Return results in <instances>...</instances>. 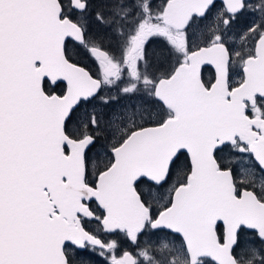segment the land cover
I'll return each instance as SVG.
<instances>
[{"label": "snow or ice", "instance_id": "6c2138e0", "mask_svg": "<svg viewBox=\"0 0 264 264\" xmlns=\"http://www.w3.org/2000/svg\"><path fill=\"white\" fill-rule=\"evenodd\" d=\"M92 255L264 264V0H0V264Z\"/></svg>", "mask_w": 264, "mask_h": 264}, {"label": "flooded vegetation", "instance_id": "af4514ba", "mask_svg": "<svg viewBox=\"0 0 264 264\" xmlns=\"http://www.w3.org/2000/svg\"><path fill=\"white\" fill-rule=\"evenodd\" d=\"M155 50V46L152 45L149 47V52H153ZM242 76V72H240V70H237V73L234 74L233 76V83H237L239 81V79ZM202 78L204 80V82H208L209 80L212 79V72L209 66H203L202 68ZM129 250H133L130 246H129ZM92 260H93V264H106V261L104 260V257H101L99 255H92Z\"/></svg>", "mask_w": 264, "mask_h": 264}, {"label": "rangeland", "instance_id": "374dc122", "mask_svg": "<svg viewBox=\"0 0 264 264\" xmlns=\"http://www.w3.org/2000/svg\"><path fill=\"white\" fill-rule=\"evenodd\" d=\"M157 3H159V0H156Z\"/></svg>", "mask_w": 264, "mask_h": 264}, {"label": "water", "instance_id": "95a60500", "mask_svg": "<svg viewBox=\"0 0 264 264\" xmlns=\"http://www.w3.org/2000/svg\"><path fill=\"white\" fill-rule=\"evenodd\" d=\"M210 67V66H209Z\"/></svg>", "mask_w": 264, "mask_h": 264}]
</instances>
